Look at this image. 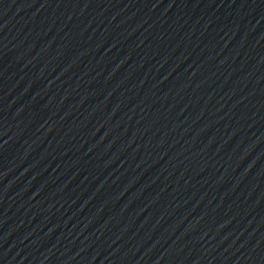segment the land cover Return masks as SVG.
<instances>
[{"label":"water","instance_id":"water-1","mask_svg":"<svg viewBox=\"0 0 264 264\" xmlns=\"http://www.w3.org/2000/svg\"><path fill=\"white\" fill-rule=\"evenodd\" d=\"M0 264H264V0H0Z\"/></svg>","mask_w":264,"mask_h":264}]
</instances>
